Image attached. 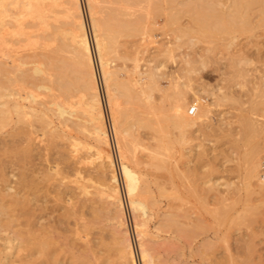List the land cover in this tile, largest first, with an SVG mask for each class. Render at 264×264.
<instances>
[{
	"label": "rangeland",
	"instance_id": "obj_1",
	"mask_svg": "<svg viewBox=\"0 0 264 264\" xmlns=\"http://www.w3.org/2000/svg\"><path fill=\"white\" fill-rule=\"evenodd\" d=\"M107 1H108V4H107ZM109 1H111V2H109ZM120 1L119 0H92V7L94 8V10H92V11H94L95 13L97 12L96 14H94V16L96 15L94 18H96L95 19L96 23H98V27H100V30L97 28V35H98V38L100 37L99 39H101L100 40L101 42L102 41L103 42L108 41V40H105L107 38L106 36H109V38H111L110 36L113 34V31H115L114 35H112L114 37L113 41H115V42H113L114 44L110 48L111 50H113V52L110 50L108 53L109 49L103 50L104 56L106 57L105 59L108 60L107 61L108 62V68L113 74H115L116 79H114V80H116V83L118 81L119 82L120 81L125 82V83H119V84H125L127 87L129 86L131 92L133 91L132 94L134 93L133 95L129 96L130 98L129 97L125 98V96H123L119 92H116V90H113V89H115V87H112V90H111V93L114 94V96H115V97H113V98H115L114 103L118 104L116 106V107H118V108H116V110L117 109L120 110L123 114V121H122L121 127L124 126L125 128L124 127H122V128L126 129L127 130L126 133H127V135H129V136H127L126 134H125L126 136L124 134L122 135V137L124 139L126 138L125 139L126 141H122L123 139L121 140L124 143L123 144L122 142H120V139L118 140V135L116 134V132H114L116 130H115L114 119L112 116L113 114L111 113V109L109 108V105H107L106 96L104 93L105 92L104 87L101 86V83H99V97L101 100L102 114H103L105 129H106V132L108 135V143H109V145L102 146V149L104 150V152L105 151L107 152V153L105 152L106 154H110L112 161H113V168H114L116 177L118 179L117 184H118L119 194L121 197L120 199H121V202L123 204L122 205L123 212H124L123 216H124V221L126 222L125 227H126L127 233L129 234V239L131 240L133 247H134L135 264H142L141 261H139L140 258H139V251H138V245H137V243H138L137 237L133 231V228L135 227L136 218L134 217L130 207L128 206V198L124 192V186H123L124 184L122 182L120 172H119L120 162H126L122 158V153H121L122 150H120V148L121 147L126 148V146H128L127 147L128 149L126 148L128 151L127 154H128V156H130V157L127 156L128 157L127 163H129V162L131 163L129 165L134 167V169L137 172L138 178H139L140 188H139V191L137 193V196L139 199L144 200L145 202L148 201L147 204H149L148 211L146 212V214H147L146 216H149V217H146V220H147V218H148V220L146 221V227H144L143 229L145 230V233L147 235L146 239H145L147 242L144 244L145 245L147 244L146 247L149 250L150 256H151L152 261H153L152 264H226V263L228 264L231 261L232 262L229 264H264V202H263L264 195L262 196V194H264V181H262L263 183L260 182V180H262V179L264 180V177L262 178V175L264 176V173H262L264 171V153H263L264 152V145H263L264 144V136H263L264 129H261V127L264 128V113H263L264 112V19L262 18L260 21V18H259V17H262L263 15L262 16L259 15L260 12L257 10L258 7L255 5H254L255 7H253V6L251 7L252 9H247V11H250L248 13H246L247 11L244 9L245 10L244 13L247 14V15H245L244 13H242L240 11V9L237 8L239 6L238 4L235 5V6L238 5L237 7H228L229 3H227V5H226L224 2L225 5L222 3H221L222 5H221L220 2L217 3L215 1L211 4H210V2L197 1V3H200L201 5L203 4L202 6L200 4H199L200 6H198V4L195 3V1L194 2L192 1L191 3H190V1L189 2L187 1L188 4H186L187 3V2L185 3L186 0L185 1L180 0L182 4L180 2H177L179 0H174V1L172 0L175 4L174 3L172 4V2L168 3L170 1L167 2V0H157V1L152 0V2H150L151 0L150 1H148V0H146V1L145 0L144 1H142V0L141 1L129 0L128 3H127V0H125V1L120 0ZM132 2L134 5L132 4ZM138 2H139V4H138ZM153 2H154V4H153ZM79 3H80L83 21L85 22L84 24H85L87 34H88V40H89V43L91 45V50H92L94 60H95L93 33H92L91 23L89 21L90 17H89L88 0H79ZM101 3L106 5V6L101 5ZM123 4L126 7H124ZM135 4L136 5L138 4L139 6L138 5L136 6ZM183 4H185V5H183ZM189 4H192V5H189ZM217 4H220V5H217ZM111 5H113V6H111ZM116 5H117L118 9H123V8L124 9L118 10L116 8ZM142 6H143V8H141ZM207 6L210 9L207 8ZM212 6L215 8H212ZM229 6H231V5H229ZM232 6H234V4H232ZM102 7H105V8H102ZM133 7H134V10L131 9ZM198 7H202V9H200V11H199ZM203 7H205V9ZM99 8L100 9L102 8V9L100 10ZM138 8H140V9H138ZM147 8H149V9H147ZM159 8H162V9H159ZM150 9H151V12H150ZM206 9H208L209 12H207ZM211 9H214V10L216 9V10L215 11L213 10L214 12H211L212 11ZM242 9L243 8H241V10ZM109 10H111L113 13L112 12L109 13L108 12ZM115 10H117V11H115ZM138 10H141V11H138ZM105 11H107L109 16H107V13ZM155 11L156 12L158 11V12L156 13ZM176 11H177V14H179V15L176 14ZM167 12H169V13H167ZM174 12H175L177 17H175ZM225 12H227V13L225 14ZM131 13H132V15H131ZM129 14L131 15L130 16L131 18H127V17H129ZM134 14H136V15H134ZM141 14L143 16H141ZM168 14H170V15H168ZM242 14L244 17L240 16ZM117 15H119V16H117ZM120 15L122 16V18ZM166 15L169 16L170 19H172V16L174 15V19H175V20L173 19L174 22H171L172 20H169V17H167ZM134 16H135V18H134ZM138 16H140L141 18ZM145 16H148V18ZM226 16H228L227 17L228 19L226 18ZM237 16H238V18H237ZM247 16L250 18L248 19ZM102 17H103V20L101 19ZM123 17H124V19H123ZM164 17L165 18L167 17V18L165 19ZM178 17H179V19H178ZM191 17L193 18V21H192ZM106 18L107 19L109 18L108 20H110V21L106 20ZM112 18L114 20H112ZM119 18H121V20L123 19L122 20L123 22L119 21L120 20ZM176 18L178 19V21ZM218 18H220V19L222 18V19L218 20ZM104 19H105V21H104ZM128 19H130V20H128ZM135 19H137L136 22H135ZM225 19H227L230 22H228L227 20L225 21ZM116 20H117V22H116ZM138 20H140V21H138ZM202 20L206 21V22L204 21L206 23V25ZM214 20H216V21H214ZM132 21H134V24H136V27H138V30H136L134 24H133V27L131 26ZM241 21H242V23H240ZM244 21H246V23H244ZM259 21L262 23V26H257ZM140 22L142 23L141 26L138 25V24H141ZM145 22L147 23V25ZM176 22H178V23H176ZM202 22L204 25L202 24ZM208 22H209V24H208ZM220 22H222V24H220ZM260 22H259V24H261ZM109 23H111V25L108 26ZM126 23L127 24L129 23L130 25L128 24L129 26H127ZM170 23L171 24L173 23L172 25L177 29H175L173 26H171ZM223 23L225 25H223ZM112 24H113V26H112ZM121 24H122V26H121ZM210 24L212 26H214V28H212L211 30H209V28L211 27V26H209ZM216 24H218V26ZM229 24H230V26H229ZM148 25L150 27H148ZM215 25L217 26V28L215 31H213L216 27ZM114 26H115V28H114ZM118 26H119V28H118ZM123 26H125V29ZM202 26H204V27H202ZM225 26H227V27L225 28ZM231 26H233V27H231ZM130 27H132V28H130ZM166 27H167V29H166ZM222 27L224 28V31H223ZM228 27H230V28L228 29ZM101 28L103 29L102 30L103 32L101 31ZM110 28H111V31H109ZM112 28H113V30H112ZM126 28H127V30L132 29L134 34L131 33L132 32L131 30H130L131 32L130 31L127 32ZM149 28H151V29H149ZM197 28H199L198 31H197ZM161 29H163V30H161ZM173 29L175 31L179 30L180 31L179 34L180 35L182 34L181 36H183V37H180L179 41L176 40V36H175L176 32L174 31L175 32L174 33ZM219 29L222 30V33L220 32V34H217V32H218L217 30H219ZM241 29H243L244 31ZM116 30H117V32L118 31H121V32H119L117 34ZM143 30H144V32H143ZM238 30H240V31H238ZM248 30H249V32H248ZM104 31H107V32L105 33ZM145 31H146V34H145ZM183 31L185 32V34ZM201 31H203V32L201 33ZM209 32H212V34L214 36L215 35H217V36H215V38H214V36L213 35L211 36L209 34ZM213 32H215V34ZM228 32L229 33L232 32V34H228ZM123 33L124 34L126 33V34L123 35ZM138 33H140V35ZM142 33H144V34H142ZM196 33H197V35H195ZM101 34H102V37H101ZM106 34H108V35H106ZM208 34H209V36H207ZM103 35H105V38ZM220 36H221V38L219 39ZM212 37H213V39H212ZM216 37H218V39ZM197 38H199V39H197ZM225 38L228 40H226ZM184 40H186V42H184ZM194 42H195V44H194ZM228 43H229V45L230 44H232V45L229 47ZM185 44H188V45H185ZM17 49L18 48H16V50ZM19 49L17 50L18 52H20V50H21V49L20 50ZM204 49L208 50V51L204 52ZM36 51H37V53L39 52V50H36ZM21 52L20 53L22 54L21 56H23V60L33 59L32 58V55H33L32 51L23 52L21 50ZM110 52H112V53H110ZM181 53L184 54V55L182 54V57L180 55ZM246 55L248 57H246ZM0 56H1V54H0ZM238 56L239 57L241 56L242 59L239 58ZM242 56H244V57H242ZM229 57H231V59ZM185 58H186V60H185ZM245 58L248 60H246ZM189 60L190 61L192 60L193 62L191 63ZM187 61H189L188 65L186 64V63H188ZM235 61L237 63H239L240 61H242V62L244 61L243 63L245 65L242 62H240L241 64H237ZM135 62H137V64H138L137 68H135ZM231 62H232V64H231ZM251 62H253V63H251ZM193 63L194 64L196 63V65H194ZM242 64H243V66H242ZM229 66H231V67H229ZM153 67H155L156 69ZM246 67L248 68V70ZM147 68H149V70ZM243 68L244 69L246 68V70H243ZM119 69L121 70V72L119 71ZM136 69L138 71L139 70H141V71L138 72ZM241 69L248 74V76H246L248 79L245 78V81L243 78L239 77V74H240L239 72L237 73L238 75L235 73L236 71H239ZM152 70L155 71V72H153L155 75L159 74L158 78L156 77L157 75L154 76L156 81L154 79L155 82H153V84L156 83L155 84L156 86H154L152 84V82L149 85L148 80H147L148 76L147 77L145 76L149 72L151 75ZM156 70H157V72H156ZM234 70H235V72H234ZM184 71H188V72H186V74H189V75H185ZM226 72L229 75H231L230 78L228 77ZM125 73H127V74L125 75ZM136 75H138V77ZM128 76H130L129 77L130 79L128 78ZM144 77L147 79H145ZM181 77L184 80L181 79ZM238 77L241 79L239 80ZM131 79L135 80V83L137 85L133 82V80H132V82L134 84L132 82H130ZM228 79L229 80L231 79L230 80L231 84H230V81ZM246 80H248V81L250 80L249 81L250 83L248 81L246 82ZM227 82H229V83H227ZM232 82H234V83L236 82L237 84H234ZM239 82L245 86H241ZM257 82H259L258 85H257ZM260 82H261V85L259 86ZM129 83H131V84H129ZM188 83H190V84H188ZM151 84L153 85L152 87H151ZM172 84H174V85H172ZM177 85L179 86V88ZM183 85H184V87H183ZM148 86H150V88H147ZM185 86H187V87H185ZM229 86H231V87H229ZM250 86L252 88L254 87V89H251ZM175 87H177V88H175ZM240 87L244 88L245 93H243L244 90H242ZM247 87L250 89H248ZM22 88H23V90L19 86L18 87L14 86L15 90H13V91L11 90V91L12 92H14V91L18 92L19 91L18 94L19 93L21 94V96H18L19 98L22 96L25 97L26 91L31 92L30 88H28V89L26 87H22ZM227 88H228V90H227ZM179 89H181V90H179ZM187 89H189V90H187ZM240 89L243 92L240 91ZM246 89H248L249 91H247ZM137 91H138V94H135V93H137ZM176 91H178V92L176 93ZM116 93H119V94H116ZM175 93H176V95L178 93H182V95H185L189 105H192L196 99L197 105H199L198 104V101H199L200 104H203L204 107H206L208 109V112L206 109L205 114H204V111H202L203 116L199 120H197L198 125L188 127L187 129L183 130L182 133L179 132L180 130L177 127V125L175 128V127L171 126V124L169 122L173 118L172 117L173 110H172L171 104H173V102H174L173 100H170V99H174V98L177 99V97H178V95L176 96ZM145 94H146V96H145ZM148 94L150 95L151 98H149ZM228 94L230 95V97L228 96ZM232 94L234 95V97L239 95L241 97V98L238 97V98H240L239 99L240 102L238 100L237 101L235 100V98H237V97H235V98L233 97V99H232L231 98L233 96ZM134 95H137L136 97H138V95H139V97L141 99L139 97H138L139 99L138 98L136 99V97ZM15 96L17 98L16 94H15ZM39 96L37 98L41 102L48 100L45 98L46 97L45 95H42V93H40ZM78 96H76L77 97L76 99L75 98L72 99V101L74 103H76L78 101V98L80 97V96L79 97ZM119 96L121 98H119ZM132 96L134 97V99L132 98ZM164 96L165 97L167 96V97L164 99ZM142 97L143 98L146 97V100L150 101V104L153 107V108L151 107L153 113H152V111H148L146 109L150 106L147 103L146 107H145L146 100L145 99L143 100ZM215 97H217V98H215ZM245 97L247 98V100H245L246 99ZM40 98H42V100ZM222 98H224L225 100ZM243 98H245V99L243 100ZM250 98L253 100H251ZM38 99H37V102H38L37 106L33 105L34 103L31 104V106H33V108L36 110V111L34 110L36 113H38L40 110H42V108H40L41 105H39L41 102L39 103ZM124 100H125V102H123ZM140 100H142L144 102H142ZM215 100L217 101V103ZM232 100H234L235 103ZM130 101L133 103H131ZM231 101H232V104H231ZM246 101H249V102H246ZM26 102L27 101H25V103L24 102L23 103L27 105ZM136 102H138V103H136ZM139 102H140V105H139ZM157 102L160 104H158ZM244 102H246V103H244ZM134 103L136 104V106ZM236 104L239 105L238 107H240V108L246 107L245 110H248V111H245L244 108L236 109L238 111L242 110L241 112L236 111L235 110V108H237ZM147 105H148V107H147ZM153 105H155V106H153ZM255 105H258V106L256 107ZM261 105H263V106H261ZM142 106H144V107H142ZM247 107H248V109H247ZM249 107L252 109L255 108L258 111V113H256V110L254 111L256 114L252 113L253 111L250 110ZM74 109H77L78 113L81 110L79 107H76V105L73 108V110ZM185 109H186L185 111L187 112V108H185ZM233 109H234V111H233ZM77 110L76 111L74 110L75 116L72 115L71 116V117H73L72 119H71V117H69V118L67 117V121H65L64 124H61L63 122L61 121V123H60V120L57 118L59 120L58 121L56 119V116L52 117L54 115H51V114L48 115L49 117L52 118L51 121L49 120L50 121L49 127L51 128V125H52L56 129L55 130L54 128H52L54 130V135H56V134L58 135V132H59L60 138H61V136L64 134L62 136L63 138H61V139L59 138L60 140H58V139L55 140L56 141L55 144L57 145V143H58V146H53V149L50 148L51 149L50 154L54 155V157H55V153H56V155H58V152H55V151H60L62 153L68 154V155L71 153L72 158H74L76 156H79V157L85 156L84 158H89L91 156L93 161H88L89 162V163H87L88 166L86 164L87 167H90L88 169L91 170V172L89 171L90 172L89 175H91V176H86V174H84V173L81 174L82 176H85L83 182L87 185H90V187L88 188V191L91 193L90 195H88L89 200H87V198H83V196L80 195L79 192L74 188V185H75L74 180L76 178V175L73 172L64 173L63 171H65V170L62 169L63 165L60 163H58V164L56 163V164H57V167L59 169L61 168L63 170L62 171L60 169V171H62L60 175L64 176V180H62L63 182L61 180H59L60 175L57 176V177H59L58 178L59 181L56 180L54 182L49 181L50 183L47 182L49 184V186H48V184L46 185L45 181L41 182V180H40L41 177L43 178L42 180L46 179L43 176H44L45 172L47 171V168L53 164L52 161L54 160V157L52 156L53 159L51 158V155H50V158H49V156L47 157V154L50 151H47V149H49V147L46 146V145H48L46 143L48 142V140H50V139H48L50 137V135L47 132L45 134H48L49 136L43 135V132L45 131V129H44L43 125L40 124V126L43 127V129H44V131L42 129L43 132H41V128L38 126L40 122H38L36 120H34V121H36V123L38 122L37 123L38 125H36V123L33 121L35 124H33L34 127L31 128V130H34L36 128V130H34L33 132L35 133V131H36L35 134L36 135L38 134V138L42 142L41 144H38V145L35 142L36 146H39L38 148L40 150L39 149L36 150L37 149V147H36L35 149H32L33 150L32 151L31 145H29L30 147H26L27 145L24 144V142H21V140H20L19 142H17L15 144V146L16 147H17V145L21 146V148H23V150L21 149L22 151H20V147H18L19 149H14L15 148L14 147V148L10 149L11 151H15V152H13V154L11 151H9L7 154L10 155V153H11L10 156L4 155L2 157V159L3 158L6 159V157L8 159V160L6 159L7 162L5 161V159H3L5 161V166H8V167H6V171L8 172L7 174H9L8 175V184L11 185L12 191L15 190V189H13V187H16V190H19V188H20L19 186L22 184V182L20 181V183H21L20 184L19 179L17 177L20 178L21 171L18 170L16 166H18L20 163L24 164L26 162L28 168L25 167L26 164H24L25 166L20 164L23 167H20V165H19V167L22 169V172H23L22 174L23 175L25 174L24 176L28 177V178L26 177L27 181H29V175L31 176L30 178H32L31 174L33 173V180L30 179L31 182H27V185L29 184L28 188L26 187L27 185L23 186L24 188L22 187L25 190V191H22V193L25 192L26 195H28V193H29L28 199H30L31 205L32 204H33V206L36 205L35 209L37 207H39V209L41 207L43 208L42 211L44 213H42V211L40 213V210H39V212L37 210V212H35V215L40 218V221L42 220V222H40V221L39 222L43 223V225L47 227V231L51 232L50 234H48V237H50L48 242L51 244L53 242L56 243V241H57L56 244L53 243L50 245V246L53 245L51 247L52 249L50 248V246H48L49 248H47L48 249L47 254L48 253L51 254L53 252V255L57 256L56 257L57 259H54L55 258L54 256H53L54 257L53 258L52 256L49 255L50 257H47V259H46L48 263H46V262H44L45 259L42 256L43 258L40 257L42 259H39V257H38L39 260L36 259L38 262L41 260L42 263L44 262L45 264H62L61 263V260H62L63 264H73L71 262L74 260V261H76V262L73 261L74 264L75 263L78 264V263H80V261H78L76 259L77 257L72 256V254H74V255L83 254L84 255L87 252L86 255H88L90 257L91 261H93L95 259L96 264H103V262L105 264H109V263L112 264V260L115 261V263L113 261V264H117V257L115 258L116 255H115V253H113L114 251L111 250V247H112L111 243L113 242V237L115 236L114 229L116 227V225H115L116 220L112 218L114 216V213L107 212L109 207H110V205L108 203H104V204H98L100 202H98V203L96 202L97 204L94 203L97 205L94 207H96V208H99V206L101 207V208H99V210H102L103 207L105 208V209H103L104 215L99 216V217H104V218H102V219L98 218L101 221L98 220V221H96V223H94L95 226L97 224L98 225L95 227V226H93L94 225L93 224L91 226V229L88 231V235H87V239L89 240L88 246L86 244L81 243L78 240V237L74 236V238H77L75 240L72 237L74 235L72 232L71 233L73 235L71 233H70L71 234L70 235L68 232L65 233V232L61 231V229L64 226H61L58 224V222H59L58 220L61 217L60 215H62L64 212L63 207H67L68 209L75 207L79 211V213H78L79 218H80L79 224H84V223L90 221V218L92 216H90V214H89L90 213L89 207H91L93 204L92 202L90 203V201L93 199L96 200V197H97L96 192H97V190H99V189L101 190V188H102V185H100L98 183L96 176H95L96 171L98 170L97 168H99V165H98L99 162H98V160L95 161L94 157H92V154L95 150V147H97L96 146L97 143L94 139V135L92 136L90 126L88 124L86 125L85 123H83L85 121L82 119H84L85 116H81L82 114L81 115L79 114L80 117H83V118L81 119L80 117H78L79 115L76 113ZM243 110L245 112H243ZM168 111H170V113ZM165 112H166V114H165ZM234 113H235V115H234ZM236 113L237 114L241 113L240 115H243V114L245 115V113H246L248 116H250L251 119L253 118L252 120L254 121V123H255L254 118H256V121L258 120V122L260 120L261 123L259 122V124H258L260 126L257 125L258 122L255 124L257 125L256 126L257 128L259 127L258 128L259 129L258 134L260 133V129H261V133L263 131V133H262L263 137L257 135V137L258 138L260 137V138L259 139L255 138L256 142H257V147L259 145L258 148H260L259 150H257L258 148H256L258 155H259V151H261L260 152L261 156L259 155V157H258V160H259L258 161L259 162L258 171L260 173L259 172L257 173V179L251 180V182H250L251 186H249L248 187L249 189H247L248 192H244V191H246V189L244 188L245 189L244 190L243 186L246 187V184H244L245 180H242L241 178L244 177L243 173L245 172V169L247 168L246 163L249 162L248 160H251V159H248L247 154L245 155V153L248 151L247 148H250V147H248V145H247L246 149L244 150L242 145H240L241 143L239 141L237 142L238 139H241V142L243 144H245L244 139L242 140L243 135L240 134V137L238 136V133H240L242 131V129L239 130V127L241 125L240 126L238 125L240 123L239 120H240L241 116L239 115L240 116L239 117ZM131 114H133V115H131ZM152 114H154V116H151ZM185 114L188 115L187 113H185ZM195 114H196V112H195ZM251 114H253V115H251ZM76 115H78V116H76ZM130 115H131V117H130ZM49 117H48V119H49ZM146 117H147V119L149 118L148 119L149 121L151 120V123L154 122L157 127L159 126V128L162 127L161 124L164 125L165 128H163L164 126L162 128H163V131H165L166 133L165 132L161 133L160 135H162V136L156 135L157 133L155 134V132L152 129L145 127L143 125V123H141V122L143 120L145 121ZM153 117H155V118L153 119ZM188 117H192V116L188 115ZM77 118H78L77 124L81 129L78 127L77 128L74 127L75 125L77 126V124H76ZM230 118H232V119H230ZM236 118L237 119L239 118V120H236ZM13 119L15 121L16 118L13 117ZM234 119L236 121H234ZM148 120H146V121H148ZM52 121H53V124H52ZM79 121L80 122L82 121L81 123L84 125L81 126L82 125L81 123L79 125ZM165 121H167V122L165 123ZM129 124L131 127L129 126ZM169 124H170V126H169ZM225 125L228 127H226ZM229 125L232 127H230ZM6 126H7L6 128H4L5 126L2 128L3 130H1V132H0L1 133L0 138L8 137V135H9L8 129L11 130V128H13L14 125H13V122H10ZM18 126L20 127V125H17L16 127H18ZM88 126L90 129L88 128ZM237 126H239V127H237ZM79 129L82 131H80ZM233 130L235 131V133ZM237 130H239L240 132H238ZM37 131H38V133H37ZM55 131H57V132H55ZM228 132L231 134L230 136H232V137L229 136ZM151 133H152V135H151ZM41 134L43 135V137L45 136L44 139H43V137H41L42 136ZM165 134L167 136H164ZM4 135H6V136H4ZM235 135L238 137V139H237V137H234ZM33 137H35V135H33ZM115 140L117 141L119 151H117L118 148L116 146ZM257 140H260V141H257ZM127 141H129V142H127ZM159 142L161 145H159ZM167 142L169 143L170 147L168 146ZM174 142H176V143H174ZM180 142H183V143H180ZM74 143H75V145H74ZM120 143H122L123 145H120ZM55 144H53V145H55ZM64 144L66 145V147L64 146ZM76 144H77V146H76ZM130 144H132V145H130ZM235 144L237 145V147H239V149L236 148ZM43 145L45 147H48V148L45 149V147ZM40 146H42V148L43 147L44 148L41 149ZM106 146H108V147L106 148ZM56 147L57 148L59 147L61 150L59 148L56 149ZM158 147H160L159 149L162 148L163 150L161 149L158 151ZM25 148H27V149L29 148L31 150L30 156H29L30 152L29 153L24 152V151H27V150H25ZM75 148H77V149H75ZM156 148H157V151L159 153V154L156 153V156L158 155L156 158V159H158L157 161L158 162H160V160L165 161L166 162L165 163L166 164V171H167V173L168 172H170V173L167 174L165 169L162 170L160 168H156V166H155L156 163H154V162H157V161H155V158L153 157L155 155L152 153V152H154V153L157 152V151H155ZM126 149H125V151H126ZM131 149H133V150H131ZM153 149H154V151H153ZM42 150L44 152H45V150L47 151L46 156L43 155L44 152ZM53 150L55 152L54 154H52ZM39 151L41 153H39ZM16 152H18L20 155ZM72 152H74V156H73ZM14 153L16 154V156H14ZM22 153L24 154V156L22 155ZM162 153H165V155ZM17 154L21 157V159H22V156H23V158L26 156L23 159L24 161H22L17 156ZM32 154H34V155H32ZM119 155L121 157H118ZM161 156H163L164 158ZM11 157H14V159L13 158L9 159ZM27 157H29L30 159H28ZM57 157L58 156L55 157V161H53V162L57 161L56 160ZM168 157H170V158H168ZM91 158H90V160H91ZM242 158H243V161L241 160ZM47 159H48V162H47ZM51 159H52V161L50 162ZM18 160L21 162H19ZM253 160L254 159H252V162H253ZM8 161H10V163L13 161L11 163L12 165H10ZM241 162L242 163L244 162L246 165L244 166V163L242 164ZM47 163H49L50 165H48ZM132 164L135 166H133ZM58 165L62 166V167H59ZM244 167H246V168L244 169ZM40 168H42L43 170L42 169L40 170ZM173 168H175L174 169L175 172L174 171L171 172L173 170ZM25 171L28 175H26ZM40 171H43V172H40ZM181 175H182V177H184V179L182 177H180ZM12 176L15 178L13 179ZM57 177H56V179H57ZM34 178H36V180ZM172 178H173V180H172ZM195 179H196V181H195ZM258 179H260V180H258ZM34 180L36 183L35 185L32 182ZM188 180H189V182H191V184L188 183ZM240 181L243 183V185H242V183L239 184ZM58 182L61 185V187L59 189L57 188L60 186V185H58ZM61 182L64 183V185H62ZM159 182L161 184H159ZM205 182H208V183H205ZM215 182L219 183L218 184L219 188L221 185L220 189H224L225 183H230L232 185L230 187H233L234 185H236L237 187H238V185H240V186L242 185L241 187L239 186L240 190H238L239 187L237 190L233 187L235 189V192H232L234 189L230 188L228 185L226 187V189H227L226 192H228V190H229V192L232 190L230 193H238L239 192L240 197H241L240 200L243 202H241L240 200L239 201H240V203H243V205L239 204V202H236V200L235 201L233 200L234 203L236 202L238 204H237L236 208L233 207V209L235 208L234 210L228 212L229 209H231L232 205H228L227 203L232 202V199H234V198H232L233 194H232V197H231V194L229 195V193H228V196H226L227 195L226 192L223 193L224 190H226V189H224L221 191L222 195H224L223 196L224 198H220L219 197L220 194L218 195L220 189L218 187H216V189H215V186H214ZM259 182L262 184L260 185ZM31 183L33 184L35 189H36V187H38V189H39V190L36 189V190H38V192L34 193V195L36 194L35 198L32 197L33 193H30V191L35 192V189L33 188V186H31L32 185ZM40 183H43L45 187L43 186V184H40ZM185 184L187 185L186 187H184ZM189 184H190L191 188L188 187ZM195 185H196V187H194ZM209 185H211V186L213 185L214 189L216 190V191L212 190V192H215V193H213V195H212V193H210L211 191L208 190ZM66 186H68V188H65ZM211 186H210V189L212 188ZM17 187H19V188L17 189ZM39 187H41L42 189ZM206 187H207V190L209 192L205 191L206 189H204V188H206ZM45 188H46L47 193H45V190H44ZM56 188L58 189V192H57ZM186 188H188V189H186ZM217 188H218V193H216ZM192 189L196 190V192H198V193L191 194ZM202 189H203V191H202ZM62 190L63 191L65 190L66 193H68V195L71 197V200H72L71 206L66 205L64 203V201H60L58 199V198H60L61 195H57V194H62L63 193ZM249 190H250V192H249ZM40 192H41V194H40ZM205 192H207L208 194L205 195ZM209 193L213 197L211 195L209 196ZM246 193H248L249 197L251 198V200H249V201H251V207L249 206L250 202H249V204H248V202H246V204L244 202V201H248V198H249L246 195ZM215 195H216V198L218 199V203H219L220 199L221 200L223 199L222 201L220 200V202H222V203L226 202V203H224V205L225 204H227V205L224 206L223 204L221 205V203H220V206L214 205V203L212 204V201L214 199L212 200L210 198H214ZM235 195H238V194H235ZM235 195H234V197H235ZM62 196L64 197V194ZM62 196H61V198H62ZM244 196L246 197L247 200H245L243 198ZM227 197L228 198L231 197L232 199H228ZM203 198L205 200L209 198L210 200L204 201ZM216 198H215V200H216ZM215 200L213 202H215ZM96 201H98V200H96ZM216 203L217 202H215V204ZM234 203H232V204L234 205ZM81 205H83V206H81ZM101 205H103V207ZM222 206H224V207L227 206L226 207L227 210H225V209L221 210L222 208H224ZM241 206L242 207L247 206L248 208L250 207L252 209L249 208L248 209L249 211L247 210L248 212H246L245 210L240 208ZM244 209H246V207ZM235 210H236V212H238L237 210H240L241 212L239 211L240 213L234 214V213H236ZM219 211L220 212L223 211L224 213H226L228 216V219H226L227 216H224V214H223V218L224 217H226V218L225 219L220 218L221 214H219L220 213ZM233 211H234V213H231ZM215 212H217L218 214ZM227 212L231 213V214H228ZM38 213H39V215H37ZM241 213L243 216L241 215ZM192 217H193V220L195 219L194 222L191 219ZM171 218L175 219L176 224H172V222L175 223V221H172ZM187 218H190V219L188 220ZM168 219L171 220V222L168 221ZM72 220L73 219H70V222H72ZM137 220H138V218H137ZM139 220H140V218H139ZM188 221L191 223H188ZM44 223H47V224H44ZM54 228L57 229V231L54 230ZM58 228H59V231H58ZM70 228H72V227L70 226ZM15 229H16L15 231H17V229L20 230V229H25V228L19 229L16 227ZM2 230H4V231L2 232L0 230L2 232V233H0L1 234L0 235V253L2 252L3 254L7 255V259L4 262L8 263V264H21V262H20L21 259H23L27 254L26 253L27 251L26 252H23V251L28 250V249H25V250L17 249L18 251L17 250L14 251L12 247L17 244L16 243L17 240L15 241L13 239L15 241L14 245H13L12 244V242H13L12 234L10 232H9L10 233L9 234L8 230H6L5 228ZM11 230H13V229H9V231H11ZM5 231H7V232H5ZM80 231H81V229H80ZM4 232L6 233V235ZM62 234L64 235L65 239L63 238ZM8 235L9 236L11 235L12 237H9ZM68 235H70L74 239V241L70 236L68 237ZM6 236L9 237L8 240H7ZM67 237H68V239H67ZM62 238L64 239V241H66V239H67V241H66L67 243L64 242L62 240ZM70 238L72 239V244L68 243ZM9 239L11 240L10 243L12 245L9 243ZM54 240H56V241H54ZM48 242L46 243L47 245L49 244ZM69 244L72 245V246L70 245L72 247V249L69 246L71 252L69 251V247L66 246ZM46 247L47 246H44L43 248H46ZM67 248H68V250H67ZM89 249H90V251H88ZM46 251L47 250H45V252ZM54 252H56V253L58 252V254L55 255ZM68 252H70V253H68ZM93 255L94 256L96 255L97 257L95 256L96 257L95 258ZM102 255L104 256V259H106V260L101 263V260L103 258ZM49 258L51 260H53L54 262L49 260ZM110 260H111V262H110ZM228 260H229V262H228Z\"/></svg>",
	"mask_w": 264,
	"mask_h": 264
},
{
	"label": "bare ground",
	"instance_id": "obj_2",
	"mask_svg": "<svg viewBox=\"0 0 264 264\" xmlns=\"http://www.w3.org/2000/svg\"><path fill=\"white\" fill-rule=\"evenodd\" d=\"M120 1V0H119ZM123 1H125V0H123ZM128 1L129 0H127V3H128ZM134 1H137V0H134ZM138 1H141V0H138ZM142 1H144V0H142ZM146 1V0H145ZM148 1H150V0H148ZM157 1V0H156ZM168 1H170V2H168ZM174 1V0H173ZM172 0H167V2L168 3H171L172 2V4L174 3ZM183 1H185V0H183ZM189 2L190 1V3L193 1H195V3L196 4H198V6H200L201 4L200 3H197V1H201V2H210V4L211 3H213L214 1L215 2H217V3H219L220 2V4L222 3V4H224V2H225V4L227 5V3H229V5H231V6H229L228 5V7H237L238 5V9H240V11L242 12V13H244V11L246 10L247 11V9H252L251 7L253 6V7H255V6H257L258 7V11L260 12V16H262V17H259L260 18V21H261V19L263 18L264 19V0H186L185 1V3L186 2ZM106 2V1H105ZM109 2H111V1H109ZM121 2V1H120ZM150 2H152V0L150 1ZM177 2H180L181 3V1L179 0V1H177ZM188 2L186 3V4H188ZM104 3V2H103ZM125 3V2H124ZM131 3V2H130ZM147 3V2H146ZM167 3V4H168ZM184 3V2H183ZM194 3V4H195ZM100 4V3H99ZM105 4V3H104ZM104 4H102L101 3V5H104ZM107 4H108V1H107ZM115 4V3H114ZM121 4V3H120ZM132 4H133V2H132ZM138 4H139V2H138ZM137 4V5H138ZM153 4H154V2H153ZM161 4V3H160ZM175 4V3H174ZM182 4V3H181ZM200 4V5H199ZM209 4V3H208ZM207 4V5H208ZM209 4V5H210ZM220 4H217V5H220ZM221 4V5H222ZM224 4V5H225ZM232 4H234V6H232ZM236 4H238L237 6H235ZM110 5V4H109ZM118 5V4H117ZM117 5H116V8H117ZM134 5V4H133ZM136 5V4H135ZM136 5V6H137ZM183 5H185V4H183ZM189 5H192V4H189ZM188 5V6H189ZM203 5V4H202ZM201 5V6H202ZM255 5V6H254ZM99 6V5H98ZM97 6V7H98ZM104 6H106V5H104ZM111 6H113V5H111ZM119 6V5H118ZM123 6H124V4H123ZM122 6V7H123ZM139 6V5H138ZM144 6V5H143ZM143 6L141 7V8H143ZM176 6V5H175ZM206 6V5H205ZM120 7V6H119ZM124 7H126V6H124ZM131 7V6H130ZM197 7V6H196ZM217 7V6H216ZM224 7V6H223ZM222 7V8H223ZM227 7V8H228ZM240 7V8H239ZM250 7V8H249ZM88 8H89V17H90V23H91V28H92V33H93V40H94V50H95V60H94V56H93V53H92V50H91V45H90V43H89V40H88V34H87V30H86V27H85V22L83 21V17H82V13H81V8H80V3H79V0H0V54H1V58H0V132H1V130H3L2 128L4 127V128H6L7 126L6 125H8V123H10V122H13V125L16 127L17 125H20V127L18 126V127H14L13 126V128H11V130H9L8 129V131H9V135H8V137H4V138H0V230L3 232L4 230H2V229H6V230H8V233L10 232L11 234H12V236H13V238H12V240L14 239L15 241L17 240V244L15 245V246H13L12 248H13V250L14 251H16L17 249H20V250H25V249H28V250H25V251H23V252H26L27 254H26V256L23 258V259H21V264H41L42 263V261L40 262H38L36 259H38V257H39V259H42L43 257H44V259H45V261L44 262H46V263H48L47 262V257H50V256H54L53 255V252L51 253V254H47V252H48V249L47 248H49L48 246H50L51 244H53V243H49L48 241H49V238L50 237H48V234H50L51 232H49V231H47V227L46 226H44L43 225V223H40V222H42V220L40 221V218L39 217H37L36 215H35V212H37V210H38V212H39V210H40V213H41V211L43 210V208L41 207L40 209H39V207H37L36 209H35V207H36V205H34L33 206V204L31 205L30 203V199H28V196H29V193H28V195H26L25 194V192L24 193H22V191H25L23 188V186H25V185H27V182H31L30 181V179H32L33 180V173L31 174L32 175V178H30L31 176L29 175V181H27L26 179L28 178L27 176H24L22 173V169L20 168V167H23V166H25L24 164H26V162L23 164H21V165H23V166H21L20 164V167H19V165L18 166H16L17 167V169L18 170H20L21 171V176H20V178L19 177H17L18 179H19V183H20V181L22 182V184L19 186V187H17V189L19 188V190H16V187H13V189H15V190H13L12 191V187H11V185H9L8 184V175L9 174H7L8 172L6 171V167H8V166H5V161H6V159H7V157H6V159L5 158H3V159H5V161L2 159V157L4 156V155H9V154H7L9 151H11L10 149L11 148H14V149H19L18 147H20V151H22L23 150V148H21V146H18L17 145V147L15 146V144L17 143V142H19L20 140H21V142H24V144H26L25 146L26 147H30L29 145H31L32 147H31V150L32 149H35L36 147H37V149L36 150H38L39 148V146H36V143H37V145L38 144H41L42 142H41V140L38 138V134L36 135L35 133H36V131H35V133L33 132L34 130H36V128L34 129V130H31V128H33L34 126H33V124H35L36 123V121H38V122H40L39 123V125L36 123V125H38L40 128H41V132H43L44 131V129H45V131L43 132V135H50V137L48 138V139H50V140H48V142L46 143V144H48V145H46V146H48L49 147V149H47V151H50V152H48V154H47V157L49 156V158H50V153H51V149L50 148H52L53 149V146H58V143H57V145L55 144V140L56 139H58V140H60L61 138H63L62 136L64 135H62L61 136V138H60V134H59V132H58V135L56 134V135H54V130L52 129V128H54L52 125H51V128L49 127L50 126V121H51V117H49L48 115L49 114H51V115H54V116H52V117H55L56 116V119L58 118L59 120H60V123H61V121L63 122V123H61V124H64V122L65 121H67V117L69 118V117H71L72 115L73 116H75V111L77 110V109H74L73 110V108L75 107V105H76V107H79L80 109V112L78 113V110H77V114L79 115H81V116H85L84 117V119H82L83 117H80V115L78 116V115H76V116H78V117H80L82 120H84L85 122H83V123H85L86 125L88 124L89 126H90V128H91V133H92V136L94 135V139H95V141H96V143H97V147H95V150H94V152H93V154H92V157H94V160L96 161V160H98V165H99V168H97L98 170L96 171V179H97V181H98V183L100 184V185H102V188H101V190L99 189V190H97V192H96V194H97V197H96V200H98V201H96V200H91L90 201V203L92 202L93 204L94 203H98V202H100V203H98V204H104V203H108L109 205H110V207H109V209H108V211L107 212H112V213H114V216L112 217L113 219H115L116 221H115V225H116V227H115V229H114V233H115V236L113 237V242L111 243V245H112V247H111V250H113L114 252L113 253H115V258L117 257V264H135V255H134V247H133V244H132V242H131V240L129 239V234L127 233V230H126V227H125V224H126V222L124 221V216H123V207H122V202H121V197H120V194H119V189H118V179H117V177H116V174H115V171H114V168H113V161H112V158H111V156H110V154H106L105 152H104V150L102 149V146H105V145H109V143H108V135H107V132H106V129H105V124H104V119H103V114H102V108H101V100H100V97H99V83H101V86H103L104 87V93H105V96H106V101H107V105H109V108L111 109V113L113 114L112 116H113V119H114V123H115V130L116 131H114V132H116V134L118 135V140L120 139V142H122V141H126L123 137H122V135L124 134H126L127 135V133H126V129H124L125 127L124 126H122V127H124V128H122L121 127V124H122V121H123V114H122V112L120 111V110H116V108H118V107H116L118 104L116 103H114V101H115V98H113V97H115L114 96V94H112L111 93V90H112V87H115V89H113V90H116V92H119L120 94H122L123 96H125V98H128L130 95H133L132 94V92H131V90H130V88H129V86L127 87L125 84H119V83H125V82H117L116 83V80H114V79H116L115 78V74H113L110 70H109V68H108V60H106L105 58V56H104V49H109L108 50V53H109V51L111 50L110 48L113 46V42H115V41H113V36L112 35H114V32L115 31H113V34L110 36L111 38H109V36H106L107 38L105 39V40H108V41H105V42H101L100 40L101 39H99L98 38V35H97V28L100 30V27H98V23H96V18H94L95 16H94V14H96L94 11H92V10H94V8L92 7V0H88ZM93 8V9H92ZM102 8H105V7H102ZM101 8V9H102ZM112 8V7H111ZM128 8V7H127ZM151 8V7H150ZM174 8V7H173ZM185 8V7H184ZM199 8V11H200V9H202V7H198ZM204 9H205V7H203ZM207 8H209L208 6H207ZM212 8H215V7H213L212 6ZM226 8V7H225ZM224 8V9H225ZM241 8H243L242 10H241ZM100 9V8H99ZM100 9V10H101ZM109 9V8H108ZM118 9V8H117ZM124 9V8H123ZM123 9H118V10H123ZM131 9H133L134 10V7L133 8H131ZM136 9V8H135ZM138 9H140V8H138ZM145 9V8H144ZM147 9H149V8H147ZM159 9H162V8H159ZM176 9V8H175ZM195 9V8H194ZM210 9V8H209ZM229 9V8H228ZM245 9V10H244ZM104 10V9H103ZM106 10V9H105ZM137 10V9H136ZM135 10V11H136ZM165 10V9H164ZM198 10V9H197ZM207 10V12H209V10L208 9H206ZM212 11L211 12H214L215 10L214 9H211ZM214 10V11H213ZM230 10V9H229ZM232 10V9H231ZM115 11H117V10H115ZM134 11V12H135ZM138 11H141V10H138ZM218 11V10H217ZM233 11V10H232ZM106 13H107V11H105ZM109 13H111L112 11L111 10H109L108 11ZM131 12V11H130ZM150 12H151V9H150ZM156 12V11H155ZM158 12V11H157ZM156 12V13H157ZM184 12V11H183ZM196 12V11H195ZM221 12V11H220ZM238 12V11H237ZM248 12H250V11H247L246 13H248ZM113 13V12H112ZM133 13V12H132ZM132 13H131V15H132ZM167 13H169V12H167ZM171 13V12H170ZM185 13V12H184ZM227 12H225V14H226ZM231 13V12H230ZM240 13V12H239ZM246 13H244L245 15H247ZM262 13V14H261ZM103 14V13H102ZM144 14V13H143ZM166 14V13H165ZM172 14V13H171ZM176 14H177V11H176ZM176 14H175V12H174V15H175V17H177L176 16ZM191 14V13H190ZM205 14V13H204ZM224 14V13H223ZM222 14V15H223ZM235 14V13H234ZM104 15V14H103ZM130 14H129V17H127V18H131L130 16H131ZM134 15H136V14H134ZM145 15V14H144ZM163 15V14H162ZM168 15H170V14H168ZM174 15L172 16V19H170V17L169 16H167V17H169V20H172L171 22H174L173 21V19H174ZM177 15H179V14H177ZM221 15V14H220ZM219 15V16H220ZM231 15V14H230ZM249 15V14H248ZM107 16H109L108 15V13H107ZM111 16V15H110ZM117 16H119V15H117ZM121 16V15H120ZM141 16H143L142 14H141ZM154 16V15H153ZM211 16V15H210ZM216 16V15H215ZM236 16V15H235ZM240 16H242V17H244L243 16V14L242 15H240ZM239 16V17H240ZM114 17V16H113ZM138 17H140V16H138ZM137 17V18H138ZM145 17H147L148 18V16H145ZM151 17V16H150ZM166 17V18H167ZM198 17V16H197ZM218 17V16H217ZM216 17V18H217ZM228 16H226V18H227ZM248 17V16H247ZM121 18H122V16H121ZM121 18H119L120 20L119 21H121V22H123L122 20L124 19V17H123V19L121 20ZM126 18V19H127ZM134 18H135V16H134ZM141 18V17H140ZM139 18V19H140ZM144 18V17H143ZM142 18V19H143ZM165 18V17H164ZM165 18V19H166ZM183 18V17H182ZM181 18V19H182ZM192 18V17H191ZM237 18H238V16H237ZM236 18V19H237ZM246 18V17H245ZM250 17H248V19H249ZM100 19V18H99ZM102 20H103V17L101 18ZM109 19V18H108ZM107 18H106V20H108ZM125 19V20H126ZM146 19V18H145ZM153 19V18H152ZM177 19V18H176ZM178 19H179V17H178ZM178 19H177V21H178ZM195 19V18H194ZM205 19V18H204ZM214 19V18H213ZM220 18H218V20H219ZM222 19V18H221ZM220 19V20H221ZM228 19V18H227ZM227 19H225V21L227 20ZM112 20H114L113 18H112ZM111 20V21H112ZM118 20V19H117ZM117 20H116V22H117ZM128 20H130V19H128ZM136 20L137 19H135V22H136ZM168 20V19H167ZM168 20V21H169ZM175 20V19H174ZM251 20V19H250ZM101 21V20H100ZM104 21H105V19H104ZM103 21V22H104ZM108 21H110V20H108ZM118 21V22H119ZM138 21H140V20H138ZM145 21V20H144ZM151 21V20H150ZM192 21H193V18H192ZM191 21V22H192ZM195 21V20H194ZM201 21V20H200ZM203 22L205 21V20H202ZM212 21V20H211ZM214 21H216V20H214ZM228 21V20H227ZM234 21V20H233ZM259 21V22H260ZM115 22V21H114ZM115 22V23H116ZM120 22V23H121ZM128 22V21H127ZM167 22V21H166ZM170 22V21H169ZM199 22V21H198ZM203 22H202V24H203ZM206 22V21H205ZM204 22V23H205ZM228 22H230V21H228ZM259 22H258V24H259ZM101 23V22H100ZM105 23V22H104ZM139 23V22H138ZM141 23V22H140ZM146 23V22H145ZM176 23H178V22H176ZM190 23V22H189ZM200 23V22H199ZM216 23V22H215ZM237 23V22H236ZM240 23H242V21L240 22ZM244 23H246V21H244ZM248 23V22H247ZM257 23V22H256ZM255 23V24H256ZM261 23V22H260ZM118 24V23H117ZM116 24V25H117ZM124 24V23H123ZM127 24V23H126ZM129 24V23H128ZM127 24V26H129ZM133 24H134V21H132L131 22V26L133 27ZM151 24V23H150ZM166 24V23H165ZM173 24V23H172ZM171 23H170V25L171 26H173ZM208 24H209V22H208ZM220 24H222V22H220ZM219 24V25H220ZM238 24V23H237ZM253 24V23H252ZM257 24V26H262V23L261 24H259L258 25ZM109 25H111V23H109L108 24V26ZM120 25V24H119ZM135 25V28H136V30H138V27H136V24H134ZM138 25H142V23L141 24H138ZM146 25H147V23H146ZM204 25V24H203ZM205 25H206V23H205ZM214 25V24H213ZM217 26H218V24H216ZM215 25V26H216ZM223 25H225L224 23H223ZM222 25V26H223ZM247 25V24H246ZM249 25V24H248ZM112 26H113V24H112ZM111 26V27H112ZM121 26H122V24H121ZM126 26V27H127ZM163 26V25H162ZM181 26V25H180ZM209 26H211L210 28H209V30H211L212 28H214V26H212L211 24L209 25ZM217 26L215 27V29L213 30V31H215L216 30V28H217ZM221 26V25H220ZM229 26H230V24H229ZM253 26V25H252ZM124 27V29H125V26H123ZM122 27V28H123ZM132 27H130V28H132ZM148 27H150L149 25H148ZM170 27V26H169ZM174 27V26H173ZM202 27H204V26H202ZM227 26H225V28H226ZM231 27H233V26H231ZM242 27V26H241ZM114 28H115V26H114ZM118 28H119V26H118ZM121 28V29H122ZM146 28V27H145ZM154 28V27H153ZM152 28V29H153ZM175 28V27H174ZM223 28V27H222ZM230 27H228V29H229ZM254 28V27H253ZM259 28V27H258ZM149 29H151V28H149ZM165 29V28H164ZM166 29H167V27H166ZM172 29V28H171ZM175 29H177V28H175ZM198 29L199 28H197V31H198ZM203 29V28H202ZM206 29V28H205ZM246 29V28H245ZM248 29V28H247ZM250 29V28H249ZM98 30V31H99ZM103 29L101 28V31H102ZM112 30H113V28H112ZM126 30H127V28H126ZM131 31H132V29H130ZM129 29L127 30V32L128 31H130ZM161 30H163V29H161ZM182 30V29H181ZM207 30V29H206ZM205 30V31H206ZM220 30V29H219ZM217 30L216 32H217V34H220V32L222 33V30ZM241 30H243V29H241ZM252 30V29H251ZM109 31H111V28H110V30ZM125 31V30H124ZM130 31V32H131ZM153 31V30H152ZM171 31V30H170ZM175 30L173 29V32H174ZM196 31V32H197ZM200 31V30H199ZM223 31H224V28H223ZM228 31V30H227ZM230 31V30H229ZM238 31H240V30H238ZM244 31V30H243ZM242 31V32H243ZM103 32V31H102ZM105 33L107 32V31H104ZM119 32H121V31H118L117 32V30H116V33L118 34ZM142 32V31H141ZM143 32H144V30H143ZM176 32V40H180V37H183V36H181L179 33H180V31L179 30H177V31H175ZM174 32V33H175ZM178 32V33H177ZM184 32V31H183ZM203 31H201V33H202ZM208 32V31H207ZM234 32V31H233ZM241 32V33H242ZM248 32H249V30H248ZM251 32V31H250ZM131 33H133V31L131 32ZM214 34H215V32H213ZM225 33V32H224ZM239 33V32H238ZM247 33V32H246ZM103 34V33H102ZM102 34H101V37H102ZM110 34V33H109ZM126 34V33H125ZM124 33H123V35H125ZM128 34V33H127ZM134 34V33H133ZM139 35H140V33H138ZM142 34H144V33H142ZM145 34H146V31H145ZM180 36H179V35ZM184 34H185V32H184ZM209 34L212 36L213 34H212V32H209ZM209 34L207 35V36H209ZM228 34H232V32L231 33H229L228 32ZM106 35H108V34H106ZM122 35V34H121ZM188 35V34H187ZM195 35H197V33L195 34ZM104 36V38H105V35H103ZM117 36V35H116ZM120 36V35H119ZM130 36V35H129ZM174 36V37H175ZM204 36V35H203ZM214 36V35H213ZM215 36H217V35H215ZM215 36H214V38H215ZM226 36V35H225ZM118 38V37H117ZM217 39H218V37H216ZM221 38V36L219 37V39ZM223 38V37H222ZM182 39V38H181ZM197 39H199V38H197ZM212 39H213V37H212ZM226 39V38H225ZM103 40V39H102ZM226 40H228V39H226ZM225 40V41H226ZM189 41V40H188ZM198 41V40H197ZM232 41V40H231ZM184 42H186V40H184ZM117 43V42H116ZM181 43V42H180ZM193 44V43H192ZM194 44H195V42H194ZM185 45H188V44H185ZM228 45H229V43H228ZM232 44H230L229 45V47L231 46ZM116 46V45H115ZM114 46V47H115ZM177 47V46H176ZM189 47V46H188ZM16 48H20L23 52H28V51H32L33 52V55H32V58L33 59H31V60H23V56H21L23 53L21 52V50H20V52L22 53H20V52H18L17 50H16ZM208 49V48H207ZM36 50H39V52L37 53V51ZM112 52H113V50H111ZM178 51V50H177ZM205 51H208V50H205L204 49V52ZM210 51V50H209ZM36 52V53H35ZM112 52H110V53H112ZM185 52V51H184ZM20 53V54H19ZM180 53V52H179ZM107 54V53H106ZM182 54L183 53H181L180 55H181V57H182ZM184 55V54H183ZM192 55V54H191ZM198 55V54H197ZM243 55V54H242ZM245 55V54H244ZM263 56V55H262ZM190 57V56H189ZM195 57V56H194ZM239 57V56H238ZM242 57H244V56H242ZM246 57H248L247 55H246ZM193 58V57H192ZM201 58V57H200ZM230 59H231V57H229ZM239 58H241V56L239 57ZM238 59V58H237ZM242 59V58H241ZM246 59V58H245ZM135 60V59H134ZM185 60H186V58H185ZM240 60V59H239ZM244 60V59H243ZM246 60H248V59H246ZM250 60V59H249ZM253 60V59H252ZM138 61V60H137ZM183 61V60H182ZM181 61V62H182ZM190 61V60H189ZM189 61H187L188 63H186L187 65L189 64ZM197 61V60H196ZM200 61V60H199ZM230 61V60H229ZM232 61V60H231ZM251 61V60H250ZM191 63L193 62L192 60L190 61ZM236 62V61H235ZM240 62H242V61H240ZM237 63V64H241V63ZM244 62V61H243ZM242 62V63H243ZM234 63V62H233ZM247 63V62H246ZM251 63H253V62H251ZM194 64V63H193ZM231 64H232V62H231ZM244 64V63H243ZM243 64H242V66H243ZM249 64V63H248ZM194 65H196V63L194 64ZM230 65V64H229ZM245 65V64H244ZM182 66V65H181ZM186 66V65H185ZM204 66V65H203ZM232 66V65H231ZM231 66H229V67H231ZM247 66V65H246ZM138 67V64H137V62H135V68H137ZM178 67V66H177ZM187 67V66H186ZM206 67V66H205ZM227 67V66H226ZM228 67V68H229ZM153 68H155V67H153ZM152 68V69H153ZM183 68V67H182ZM185 68V67H184ZM203 68V67H202ZM234 68V67H233ZM232 68V69H233ZM240 68V67H239ZM238 68V69H239ZM247 68V67H246ZM246 68L244 69L243 68V70H246ZM123 69V68H122ZM133 69V68H132ZM148 70H149V68H147ZM156 69V68H155ZM192 69V68H191ZM124 70V69H123ZM135 70V69H134ZM137 70V69H136ZM144 70V69H143ZM151 70V69H150ZM154 70V69H153ZM151 71L152 73H151V75H150V72L147 74V75H145L146 77L148 76V79L147 78H145V79H147L148 80V84L150 85V83L152 82V84H153V82H155L156 81V79L154 78V76H156L153 72H155V71ZM158 70V69H157ZM157 70H156V72H157ZM177 70V69H176ZM230 70V69H229ZM242 69L241 70H239V71H236L235 72V70H234V72L237 74L238 72L240 73L239 74V77H241V78H243L244 79V81H245V78L246 79H248L246 76H248V74L246 73V72H244ZM247 70H248V68H247ZM113 71V70H112ZM119 71L121 72V70L119 69ZM138 71V70H137ZM141 70H139L138 72H140ZM232 71V70H231ZM241 71V72H240ZM186 72H188V71H184V73H185V75H189V74H186ZM137 73V72H136ZM135 73V74H136ZM192 73V72H191ZM227 73V72H226ZM232 73V72H231ZM246 73V74H245ZM127 73H125V75H126ZM235 74V75H236ZM139 75V74H138ZM138 75H136L137 77H138ZM227 75H228V77L230 78V76L231 75H229L228 73H227ZM238 75V74H237ZM131 76V75H130ZM130 76H128V78L130 77ZM158 76H159V74L156 76L157 78H158ZM225 76V75H224ZM234 76V75H233ZM250 76V75H249ZM252 76V75H251ZM99 77V78H98ZM236 77V76H235ZM238 77V79L240 80L241 78H239ZM187 78V77H186ZM191 78V77H190ZM123 79V78H122ZM130 79V78H129ZM141 79V78H140ZM154 79H155V81H154ZM181 79H183L182 77H181ZM255 79V78H254ZM124 80V79H123ZM132 80L133 79H131L130 80V82H132ZM150 80V81H149ZM184 80V79H183ZM191 80V79H190ZM229 80V79H228ZM231 80V79H230ZM229 80V81H230ZM99 81V82H98ZM187 81V80H186ZM243 81V80H242ZM241 81V82H242ZM248 80H246V82H247ZM250 81V80H249ZM248 81V82H249ZM133 82L135 83V80H133ZM132 82V83H133ZM137 82V81H136ZM133 83V84H134ZM143 83V82H142ZM226 83V82H225ZM227 83H229V82H227ZM232 83H234V82H232ZM240 83V82H239ZM250 83V82H249ZM253 83V82H252ZM251 83V84H252ZM258 83L259 82H257V85H258ZM129 84H131V83H129ZM136 84V83H135ZM151 84V87L154 85V86H156L155 84H153L152 85ZM186 84V83H185ZM188 84H190V83H188ZM230 84H231V81H230ZM234 84H237L236 82L234 83ZM245 84V83H244ZM137 85V84H136ZM172 85H174V84H172ZM179 85V84H178ZM177 85V86H178ZM240 85L241 86H245V85H243V84H241L240 83ZM239 85V86H240ZM261 85V82H260V84H259V86ZM14 86H19V87H21V89L23 90V88L22 87H26L27 89L28 88H30L31 89V92L29 93V92H25V97H18V96H21V94L19 93L18 94V92H12L13 90H15L14 89ZM176 86V85H175ZM180 86V85H179ZM179 86H178V88H179ZM189 86V85H188ZM193 86V85H192ZM139 87V86H138ZM183 87H184V85H183ZM185 87H187V86H185ZM229 87H231V86H229ZM251 87V86H250ZM147 88H150V86H148ZM175 88H177V87H175ZM191 88V87H190ZM189 88V89H190ZM193 88V87H192ZM237 88V87H236ZM241 88V87H240ZM248 88V87H247ZM17 89V88H16ZM29 89V90H30ZM134 89V88H133ZM152 89V88H151ZM189 89H187V90H189ZM230 89V88H229ZM242 90H244V88H241ZM240 89V91H242ZM248 89H250V88H248ZM248 89H246L247 91H249ZM251 89H254V87L252 88L251 87ZM257 89V88H256ZM262 89V88H261ZM12 90V91H11ZM34 92H33V91ZM148 90V89H147ZM176 90V89H175ZM179 90H181V89H179ZM192 90V89H191ZM225 90V89H224ZM227 90H228V88H227ZM23 92V91H22ZM37 92V93H36ZM42 93V95H45L44 97L46 98V99H48L47 101H43V102H41L37 97L39 96V94L40 93ZM146 92V91H145ZM178 91H176V93H177ZM229 92V91H228ZM243 92V91H242ZM36 93V94H35ZM39 93V94H38ZM114 93V92H113ZM119 93H116V94H119ZM140 93V92H139ZM147 93V92H146ZM176 93H175V95H176ZM185 93V92H184ZM183 93V94H184ZM233 93V92H232ZM243 93H245V90H244V92ZM248 93V92H247ZM15 94L17 95V98H16V96H15ZM27 94V95H26ZM135 94H138V91H137V93H135ZM173 94V93H172ZM186 94V93H185ZM230 94V93H229ZM228 94V96L230 97V95ZM237 94V93H236ZM235 94V95H236ZM259 94V93H258ZM80 97H79V96ZM140 95V94H139ZM139 95H138V97H139ZM142 95V94H141ZM167 95V94H166ZM174 95V96H175ZM178 95V97H177V99L176 98H174V99H170V100H173L174 102H173V104H171L172 105V110H173V113H172V120L171 121H169L170 122V124H171V126H173V127H175L176 128V125H177V127L179 128V132H181L182 133V131L183 130H185V129H187L188 127H192V126H194V125H198V121L197 120H199L203 115H202V111H204V114H205V111H206V107H204V105L203 104H200L199 103V101H198V104L199 105H197V100L195 99V101H194V103L192 104V105H189V103L187 102V98H186V96L185 95H182V93H178L177 94ZM176 95V96H177ZM233 95V94H232ZM262 95V94H261ZM76 96H78L79 98H78V101L76 102V103H74L73 101H72V99H76L77 97ZM135 97L137 96V95H134ZM144 96V95H143ZM145 96H146V94H145ZM148 96H149V98H151L150 97V95L148 94ZM147 96V97H148ZM226 96V95H225ZM40 97V96H39ZM138 97H136V99L138 98ZM167 97V96H166ZM165 96H164V99L166 98ZM171 97V96H170ZM224 97V96H223ZM233 97H234V95L231 97L232 99H233ZM235 97H240L239 95L238 96H235ZM234 97V98H235ZM243 97V96H242ZM249 97V96H248ZM263 97V96H262ZM43 98V97H42ZM42 98H40L41 100H42ZM119 98H121L120 96H119ZM118 98V99H119ZM124 98V97H123ZM130 98V97H129ZM132 98L134 99V97L132 96ZM140 98V97H139ZM138 98V99H139ZM143 98V97H142ZM163 98V97H162ZM173 98V97H172ZM215 98H217V97H215ZM228 98V97H227ZM235 98V100L237 101H239V99L241 98ZM246 98V97H245ZM245 98H243V100L245 99ZM37 99L39 100V105H41L40 106V108H42V110H38L37 112L38 113H36L35 111V109L33 108V106H31V104L32 103H34L33 105H36L37 106ZM45 99V100H46ZM141 99V98H140ZM146 100V97L145 98H143V100ZM220 99V98H219ZM222 99H224V98H222ZM221 99V100H222ZM251 99V98H250ZM44 100V99H43ZM117 100V99H116ZM129 100V99H128ZM154 100V99H153ZM217 100V99H216ZM215 100V101H216ZM225 100V99H224ZM228 100V99H227ZM245 100H247V98L245 99ZM251 100H253V99H251ZM25 101H27L26 103H27V105L26 104H24L25 103ZM119 101V100H118ZM127 101V100H126ZM138 101V100H137ZM140 101H142V100H140ZM219 101V100H218ZM230 101V100H229ZM233 102H234V100H232ZM232 101H231V104H232ZM242 101V100H241ZM261 101V100H260ZM24 102V103H23ZM36 102V103H35ZM123 102H125V100L123 101ZM129 102V101H128ZM131 102V101H130ZM142 102H144V101H142ZM168 102V101H167ZM171 102V101H170ZM240 102V101H239ZM243 102V101H242ZM246 102H249V101H246ZM246 102H244V103H246ZM253 102V101H252ZM131 103H133V102H131ZM136 103H138V102H136ZM148 103V105L150 106V107H148V105H147V107L149 108H146L148 111H152V105L150 104V101H147L146 100V103H145V107H146V104ZM158 103V102H157ZM172 103V102H171ZM216 103H217V101H216ZM229 103V102H228ZM235 103V102H234ZM122 104V103H121ZM126 104V103H125ZM135 104V103H134ZM144 104V103H143ZM158 104H160V103H158ZM230 104V103H229ZM253 104V103H252ZM255 104V103H254ZM263 104V103H262ZM120 105V104H119ZM138 105V104H137ZM139 105H140V102H139ZM138 105V106H139ZM227 105V104H226ZM234 105V104H233ZM232 105V106H233ZM245 105V104H244ZM251 105V104H250ZM135 106H136V104H135ZM153 106H155V105H153ZM235 106V105H234ZM236 106H237V108H235V110L236 109H242V108H244V107H238L239 105H237L236 104ZM241 106V105H240ZM253 106V105H252ZM256 107L258 106V105H255ZM261 106H263V105H261ZM142 107H144V106H142ZM152 107V108H151ZM36 108V107H35ZM126 108V107H125ZM124 108V109H125ZM130 108V107H129ZM185 108H187V112L185 111L186 109ZM246 108V107H245ZM245 108H244V110H245ZM160 109V108H159ZM247 109H248V107H247ZM249 109L250 110H252L253 112L252 113H255L254 111L256 110L255 108H250L249 107ZM35 110V111H34ZM126 110V109H125ZM193 110V112L191 113V111ZM231 110V109H230ZM243 110V112H245V111H248V110H245L244 111ZM123 111V110H122ZM233 111H234V109H233ZM236 111H238V110H236ZM242 110H240V111H238V112H241ZM124 112V111H123ZM169 113H170V111H168ZM195 112H196V114H195ZM207 112H208V109H207ZM230 112V111H229ZM262 112V111H261ZM129 113V112H128ZM152 113H153V111H152ZM185 113H187L188 115H190V116H192V117H188V115H186ZM251 113V112H250ZM256 113H258V111L256 110ZM255 113V114H256ZM264 113V112H263ZM147 114V113H146ZM151 114V113H150ZM165 114H166V112H165ZM229 114V113H228ZM237 114V113H236ZM241 114V113H240ZM240 114H237L238 116L240 115ZM131 115H133V114H131ZM131 115H130V117H131ZM194 115V116H193ZM234 115H235V113H234ZM233 115V116H234ZM251 115H253V114H251ZM142 116V115H141ZM148 116V115H147ZM151 116H154V114H152ZM157 116V115H156ZM232 116V115H231ZM241 116V118H240V120H239V118L237 119L236 118V120H239L240 121V123L238 124L239 126H237V127H239V130L240 129H242V131L240 132L239 130H237L238 132H240V133H238V136L240 137V134L241 135H243V138H242V140L244 139V142H245V144H243L242 142H241V139H238V137L235 135L234 137H237V142L239 141L241 144L240 145H242V147H243V149L245 150L246 149V147H247V145H248V147H250V148H247L248 149V151L245 153V155L247 154V157H248V159H251V160H248L249 162L248 163H246L247 164V168L246 167H244V169H245V172L243 173L244 174V177H242L241 179L242 180H245L243 183L244 184H246V187H244L243 186V189L245 188L246 189V191H244V192H248L247 191V189H249L248 187L249 186H251V180L252 179H257V173L259 172L258 171V166H259V160H258V157H259V155L261 154L260 152L261 151H259V155H258V152H257V150H259L260 148H258L259 147V145H258V147H257V142H256V139L258 138L257 137V135L258 136H261V137H263L264 136V134H263V136H262V133H263V131H262V133H261V129H264V128H262L261 127V129H260V133L258 134V132H259V127L257 128L256 126L259 124V122H260V120H259V122H258V120L256 121V118H254L255 119V123H257V125L254 123V121L250 118V116H248L246 113H245V115L243 114V115H240ZM239 116V117H240ZM257 116V115H256ZM13 117H15L16 119H15V121H14V119H13ZM48 117H49V119H48ZM73 117H71V119H72ZM155 117H153V119H154ZM225 118V117H224ZM228 118V117H227ZM259 118V117H258ZM257 118V119H258ZM57 119V120H58ZM126 119V118H125ZM124 119V120H125ZM130 119V118H129ZM146 120H148L147 119V117L145 118ZM151 119V118H150ZM152 119V120H153ZM157 119V118H156ZM230 119H232V118H230ZM34 120H36V121H34ZM50 120V121H49ZM58 120V121H59ZM77 120H78V118L76 119V124L78 123L77 122ZM128 120V119H127ZM142 121L141 123H143V125L145 126V127H147V128H150V129H152L154 132H155V134L156 135H160L161 133H164L165 131H163V128H165V126L164 125H162L161 124V126L163 127H161V128H159V126L157 127L156 126V124L154 123V122H152L151 123V120L149 121ZM223 120V119H222ZM235 119H234V121H236ZM35 123H34V122ZM154 121V120H153ZM156 121V120H155ZM232 121V120H231ZM238 121V122H239ZM82 122V121H81ZM80 121H79V125H80V123H81ZM167 121H165V123H166ZM59 123V122H58ZM67 123V122H66ZM125 123V122H124ZM161 123V122H160ZM226 123V122H225ZM235 123V122H234ZM261 123V122H260ZM17 124V125H16ZM40 124L41 125H43V127H44V129H43V127H41L40 126ZM52 124H53V121H52ZM82 124V123H81ZM126 124V123H125ZM170 124H169V126H170ZM10 125V124H9ZM75 125V124H74ZM84 124H82L81 126H83ZM132 125V124H131ZM155 125V126H154ZM160 125V124H159ZM89 126H88V128H89ZM129 126H130V124H129ZM226 126V125H225ZM230 126V125H229ZM236 126V125H235ZM258 126H260V125H258ZM74 127H78V128H80L79 126H78V124H77V126L75 125ZM131 127V126H130ZM226 127H228V126H226ZM230 127H232V126H230ZM89 128V129H90ZM109 128V127H108ZM113 128V127H112ZM39 129V128H38ZM42 129H43V131H42ZM55 129V128H54ZM81 129V128H80ZM79 129V130H80ZM174 129V128H173ZM214 129V128H213ZM229 129V128H228ZM56 130V129H55ZM114 130V129H113ZM130 130V129H129ZM165 130V129H164ZM236 130V129H235ZM80 131H82V130H80ZM85 131V130H84ZM89 131V130H88ZM227 131V130H226ZM234 131V130H233ZM232 131V132H233ZM48 133V134H45V133ZM55 132H57V131H55ZM152 132V131H151ZM37 133H38V131H37ZM150 133V132H149ZM166 133V132H165ZM229 133V132H228ZM234 133H235V131H234ZM243 133V134H242ZM261 134V135H260ZM0 135H1V133H0ZM3 135V134H2ZM33 135H35V137H33ZM42 135V134H41ZM43 135L41 136V137H43ZM48 135V136H49ZM125 135V136H126ZM151 135H152V133H151ZM231 134L229 133V136H230ZM4 136H6V135H4ZM127 136H129V135H127ZM160 136H162V135H160ZM164 136H167L166 134L164 135ZM2 137V136H1ZM45 137V136H44ZM44 137H43V139H44ZM177 137V136H176ZM230 137H232V136H230ZM242 137V136H241ZM38 138V139H37ZM60 138V139H59ZM116 138V137H115ZM158 138V137H157ZM256 138V139H255ZM260 138V137H259ZM258 138V139H259ZM123 139V140H122ZM175 139V138H174ZM180 139V138H179ZM234 139V138H233ZM72 140V139H71ZM117 140V139H116ZM115 140V141H116ZM122 140V141H121ZM158 140V139H157ZM182 140V139H181ZM67 141V140H66ZM166 141V140H165ZM183 141V140H182ZM257 141H260V140H257ZM36 142V143H35ZM44 142V141H43ZM127 142H129V141H127ZM157 142V141H156ZM262 142V141H261ZM116 143V146H117V148H118V150L117 151H119V147H118V144H117V141L115 142ZM123 143V142H122ZM122 143H120V145H123ZM133 143V142H132ZM163 143V142H162ZM168 143V142H167ZM174 143H176V142H174ZM180 143H183V142H180ZM35 144V145H34ZM53 144H55V145H53ZM73 144V143H72ZM129 144V143H128ZM153 144V143H152ZM237 144V143H236ZM235 144V145H236ZM261 144V143H260ZM263 144V143H262ZM69 145V144H68ZM74 145H75V143H74ZM127 145V144H126ZM125 145V146H126ZM130 145H132V144H130ZM135 145V144H134ZM157 145V144H156ZM155 145V146H156ZM159 145H161L160 144V142H159ZM264 145V144H263ZM44 146V145H43ZM61 146V145H60ZM59 146V147H60ZM64 146L66 147V145L64 144ZM71 146V145H70ZM76 146H77V144H76ZM75 146V147H76ZM168 146L170 147V145H169V143H168ZM262 146V145H261ZM41 147V149H43L42 148V146H40ZM48 147H45V149L46 148H48ZM58 147V148H59ZM62 147V146H61ZM60 147V148H61ZM73 147V146H72ZM108 146H106V148H107ZM124 147V146H123ZM128 146H126V148H127ZM153 147V146H152ZM157 147V146H156ZM172 147V146H171ZM245 147V148H244ZM57 147H56V149H58ZM59 148V149H60ZM122 148V147H121ZM120 148V150H122V158L126 161V162H120V164H119V172H120V176H121V179H122V182H123V186H124V192H125V194H126V196H127V198H128V206L130 207V209H131V211H132V213H133V215H134V217L136 218V221H135V227L133 228V231H134V234L136 235V237H137V241H138V243H137V245H138V251H139V258H140V260L139 261H141V263L142 264H152V258H151V256H150V252H149V250L147 249V244L145 245L144 243H146L147 241L145 240L146 239V233H145V230L143 229L144 227H146V221L148 220V218H147V220H146V217H149V216H146L147 214H146V212L148 211V206H149V204H147V202L148 201H144V200H141V199H139L138 198V196H137V193H138V191H139V188H140V183H139V178H138V175H137V172H136V170L134 169V167H132L131 165H129V164H131L130 162L129 163H127L128 161V157H130V156H128V154H127V149L124 147V148H122L121 149ZM160 147H158V151L159 150H161V149H159ZM236 148H238L239 149V147H237V145H236ZM256 148H258L257 150H256ZM22 149V150H21ZM55 149V148H54ZM75 149H77V148H75ZM125 149H126V151H125ZM149 149V148H148ZM167 149V148H166ZM171 149V148H170ZM169 149V150H170ZM262 149V148H261ZM25 150H27V151H24V152H27V153H29V156L31 155V150L28 148H25ZM35 150V151H36ZM40 150V149H39ZM61 150V149H60ZM63 150V149H62ZM131 150H133V149H131ZM163 150V149H162ZM33 151V150H32ZM34 151V152H35ZM43 151V150H42ZM47 151L45 150V152H44V154L43 155H45L46 156V153H47ZM64 151V150H63ZM68 151V150H67ZM153 151H154V149H153ZM155 151H157V148H156V150ZM158 151L157 152H152L155 156H153L154 158H155V161H157L158 159H156L157 158V156H156V153H158ZM171 151V150H170ZM12 152V154H13V152H15V151H11ZM38 152V151H37ZM55 152H58V155H56V153ZM54 152V150H53V153L52 154H54L55 153V157L56 156H58L57 158H56V162H53V161H55V157H54V155H51V158H52V156L54 157V160L52 161V159L50 160V162L52 161V165H50L49 163H47L48 165H50V167H48L47 168V171L45 172V174H44V176L43 177H45L46 179H44V180H42L43 178L41 177V182H43V181H45V183H46V185L48 184L47 182H54V181H56V180H58V178L60 177V179L59 180H64V176L63 175H60L61 174V172L63 171L62 169H64L65 171H63L64 173H69V172H73L75 175H76V178H75V180H74V188L79 192V194L80 195H82L83 196V198H87V200H89L88 199V195H90L91 193L88 191V188L90 187V185H87V184H85L84 182H83V180H84V177L85 176H82L81 174L82 173H84V174H86V176H91V175H89V173L91 172V170H89L88 168H90V167H87L88 166V164L87 163H89L88 161H93L92 160V158H91V156L89 157V158H84L85 156H83V157H79V156H76V157H74V158H72V156H71V151L69 152L70 154L68 155V154H65V153H62V152H60V151H55ZM60 152V153H59ZM78 152V151H77ZM149 152V151H148ZM150 152V153H151ZM163 152V151H162ZM172 152V151H171ZM243 152V151H242ZM16 153H18V152H16ZM26 153V154H27ZM39 153H41L40 151H39ZM73 153V156H74V152H72ZM120 153V152H119ZM118 153V154H119ZM149 153V154H150ZM173 153V152H172ZM238 153V152H237ZM241 153V152H240ZM264 153V152H263ZM19 154V153H18ZM17 154V156L21 159V157L19 156ZM76 154V153H75ZM90 154V155H91ZM159 154V153H158ZM162 154H164L165 155V153H162ZM244 154V153H243ZM10 155H11V153H10ZM9 155V156H10ZM22 155L24 156V154L22 153ZM28 155V154H27ZM32 155H34V154H32ZM130 155V154H129ZM169 155V154H168ZM236 155V154H235ZM14 156H16V154L14 153ZM23 156H22V161H24L23 159L26 157H24L23 158ZM89 156V155H88ZM128 156V157H127ZM261 156V155H260ZM46 157V158H47ZM118 157H121L120 155L118 156ZM150 157V156H149ZM161 157H163V156H161ZM167 157V156H166ZM165 157V158H166ZM241 157V156H240ZM244 157V156H243ZM246 157V156H245ZM263 157V156H262ZM14 159V157H11V158H9V159ZM16 158V157H15ZM28 159H30L29 157H27ZM32 158V157H31ZM48 158V159H49ZM90 158H91V160H90ZM164 158V157H163ZM168 158H170V157H168ZM257 158V159H256ZM17 159V158H16ZM43 159V158H42ZM48 159H47V162H48ZM131 159V158H130ZM167 159V158H166ZM172 159V158H171ZM245 159V158H244ZM252 159H254L253 160V162H252ZM8 160V159H7ZM46 160V159H45ZM151 160V159H150ZM168 160V159H167ZM166 160V161H167ZM242 161H243V158L241 159ZM262 160V159H261ZM14 161V160H13ZM12 161V162H13ZM16 161V160H15ZM19 161V160H18ZM130 161V160H129ZM133 161V160H132ZM136 161V160H135ZM246 161V160H245ZM7 162V161H6ZM9 162V164L10 165H12L11 163H10V161H8ZM19 162H21V161H19ZM154 162V161H153ZM15 163V162H14ZM35 163V162H34ZM58 163H60V164H62L63 165V168L61 169L62 171H60V169L57 167V164ZM133 163V162H132ZM136 163V162H135ZM154 163H156L155 164V166H156V168H160V169H162V170H164L165 169V171H166V162L165 161H161L160 160V162H154ZM168 163V162H167ZM242 163V162H241ZM244 163V162H243ZM242 163V164H243ZM17 164V163H16ZM15 164V165H16ZM45 164V163H44ZM46 164V165H47ZM86 164H87V166H86ZM245 163H244V166L246 165ZM47 165V166H48ZM133 165V164H132ZM263 165V164H262ZM59 166V165H58ZM133 166H135V165H133ZM154 166V167H155ZM20 169H19V168ZM25 167H27V164H26V166ZM24 167V168H25ZM41 167V166H40ZM59 167H62V166H59ZM15 168V167H14ZM28 168V167H27ZM9 169V168H8ZM32 169V168H31ZM42 168H40V170H41ZM175 168H173V170L171 171V172H175V170H174ZM17 170V171H18ZM39 170V169H38ZM43 170V169H42ZM157 170V169H156ZM155 170V171H156ZM32 171V170H31ZM90 171V172H89ZM164 171V172H165ZM13 172V171H12ZM16 172V171H15ZM40 172H43V171H40ZM262 172V171H261ZM25 173H26V171H25ZM166 173H167V171H166ZM168 173H170V172H168ZM167 173V174H168ZM182 173V172H181ZM260 173V172H259ZM262 173H264V171L262 172ZM41 174V173H40ZM173 174V173H172ZM26 175H28L27 173H26ZM42 175V174H41ZM60 175V176H59ZM166 175V174H165ZM57 176H59V177H57ZM171 176V175H170ZM169 176V177H170ZM191 176V175H190ZM10 177V176H9ZM27 177V178H26ZM35 177V176H34ZM56 177H57V179H56ZM168 177V178H169ZM180 177H182V175L180 176ZM264 176L262 175V178H263ZM12 178L14 179L15 177H13L12 176ZM171 178V177H170ZM183 179H184V177H182ZM181 178V179H182ZM195 178V177H194ZM244 178V179H243ZM17 179V180H18ZM35 180H36V178H34ZM16 180V181H17ZM35 180L34 181H32L33 182V184L35 185L36 183H35ZM58 180V181H59ZM172 180H173V178H172ZM190 180V179H189ZM189 180H188V183H190L191 184V182H189ZM240 180V179H239ZM258 180H260V179H258ZM14 181V180H13ZM195 181H196V179H195ZM239 182V184L240 183H242V182ZM262 181H264L263 179L262 180H260V182H262ZM49 182V183H50ZM63 182V181H62ZM61 182V184L62 185H64V183H62ZM184 182V181H183ZM209 182V181H208ZM208 182H205V183H208ZM259 182V184L261 185L262 183H260ZM185 183V182H184ZM243 183H242V185H243ZM32 184V183H31ZM33 184L31 185V186H33ZM40 184H43V183H40ZM39 184V185H40ZM159 184H161L160 182H159ZM163 184V183H162ZM190 184H189V186L188 187H190L191 188V186H190ZM213 184V183H212ZM218 184L219 183H216L215 182V189H216V187H218ZM227 184V185H226ZM29 185V184H28ZM28 185L26 186L27 188H28ZM38 185V186H39ZM58 185H60L59 184V182H58ZM57 185V186H58ZM217 185V186H216ZM223 185V184H222ZM229 185V187L230 186H232L230 183H225V185H224V189H226V187ZM238 185V184H237ZM241 185V186H242ZM30 186V187H31ZM37 186V185H36ZM43 186H44V184H43ZM48 186H49V184H48ZM161 186V185H160ZM159 186V187H160ZM184 186V185H183ZM187 185L185 184V186L184 187H186ZM210 186L211 185H209L208 187H209V191H211L210 193H212V195H213V193H215V192H212V190H214V191H216L215 189H214V187H213V185L211 186L212 188L210 189ZM240 185H238V187H239ZM240 186V187H241ZM23 187V188H22ZM45 187V186H44ZM56 187V186H55ZM61 187V185L59 186V187H57L58 189ZM164 187V186H163ZM162 187V188H163ZM193 187V186H192ZM194 187H196V185L194 186ZM236 190L238 189V187L236 186V185H234L233 186ZM233 187H230V188H232V189H234ZM237 187V188H236ZM240 187H239V189L238 190H240ZM26 188V189H27ZM33 188L35 189V187L33 186ZM39 188H41V187H39ZM56 188V189H57ZM65 188H68V186H66ZM189 188V189H190ZM219 188V187H218ZM218 188H217V192L216 193H218ZM220 188H221V185H220ZM219 188V189H220ZM32 189V188H31ZM30 189V190H31ZM33 189V190H34ZM36 189H38V187H36ZM35 189V192H31L30 190V193H33L32 194V197L33 198H35V195H34V193H37L38 192V190H36ZM42 189V188H41ZM58 189H57V192H58ZM186 189H188V188H186ZM204 189H206L205 191H207V192H209L208 190H207V187L206 188H204ZM224 189H220V191H219V193H218V195H219V197L220 198H224L223 196L224 195H222V190H224ZM235 189L232 191V192H235ZM244 189V190H245ZM45 190V193H47L46 192V188L44 189ZM66 190V189H65ZM63 191V193L62 194H57V195H63L64 194V197L62 196V198H61V196H60V198H58L60 201H64V203L66 204V205H69V206H71V197L68 195V193H66V191ZM162 190V189H161ZM194 189H192L191 190V194H196V193H198V192H196V190H194ZM199 190V189H198ZM43 191V190H42ZM200 191V190H199ZM202 191H203V189H202ZM227 191V189L226 190H224V192L223 193H225ZM230 191V192H231ZM44 192V191H43ZM207 192H205V195L206 194H208ZM229 192V190H228V192H226V196H228V193H229V195L231 194V197H232V194H233V197L232 198H234V199H232L231 197H227L228 199H232V202L231 203H227L228 205H232L231 206V209H229V211L228 212H230V211H232V210H234L235 208H236V206H237V204L238 203H236V202H239V204H241V205H243V203H240V199H241V197H240V194H239V192L238 193H230ZM249 192H250V190H249ZM203 193V192H202ZM209 193V196L211 195ZM40 194H41V192H40ZM123 194V193H122ZM235 194H238V195H235ZM31 195V194H30ZM211 195V196H212ZM217 195V196H218ZM234 195H235V197H234ZM246 195L249 197V195H248V193H246ZM264 194H262V196H263ZM222 196V197H221ZM213 197V196H212ZM237 197V198H236ZM240 197V198H239ZM247 197V198H248ZM31 198V197H30ZM46 198V197H45ZM215 198H216V195H215V197L214 198H210V199H214L215 200ZM239 198V199H238ZM245 200H247L246 199V197L244 196L243 197ZM209 198L208 199H206V200H210ZM238 199V200H237ZM263 199V198H262ZM32 200V199H31ZM203 200L204 201H206L204 198H203ZM211 200V201H212ZM213 200V201H214ZM221 200V199H220ZM220 200H219V203H218V199L216 198V200H215V202H217L216 204H215V202H213L212 201V204L214 203V205H219L220 206V203H221V205L223 204L224 205V203H226V202H220ZM223 200V199H222ZM221 200V201H222ZM236 200V202L234 203V201ZM240 200V201H239ZM249 200H251V198L249 197L248 198V201H244L245 202V204H246V202H248V204H249V202H250V207H251V201H249ZM44 201V200H43ZM210 201V202H211ZM241 202H243V201H241ZM263 202H264V200H263ZM35 203V202H34ZM40 203V202H39ZM96 203V204H97ZM232 203H234V205L232 204ZM73 204V203H72ZM92 204V206L91 207H89L90 208V216H92L91 218H90V221H88V222H86V223H84V224H79V215H78V213H79V211L75 208V207H73V208H71V209H68L67 207H63V210H64V212H63V214L62 215H60L59 217L61 218H59V222H58V224L59 225H61V226H64L62 229H61V231H63V232H65V233H71L73 236V238H74V236L75 237H78V240L81 242V243H83V244H86L87 246H88V243H89V240L87 239V235H88V231L91 229V226L94 224V223H96V221H98V220H100V219H102V218H104V217H99V216H103L104 214H103V209H105L104 207H103V205H101L102 207H103V209L102 210H99V208H101L100 206H99V208H96V207H94V206H97L96 204H94L93 205ZM125 204V203H124ZM227 204H225V205H227ZM91 205V204H90ZM224 205V206H225ZM38 206V205H37ZM43 206V205H42ZM81 206H83V205H81ZM224 206H222V207H224ZM125 207V206H124ZM221 207V208H222ZM227 207V206H226ZM226 207H224V208H222L221 210H223V209H225V210H227V208ZM230 207V206H229ZM233 207H235L234 209H233ZM246 207V209H244ZM249 207V208H250ZM83 208V207H82ZM241 209H243V210H245L246 212H248L249 210V208L247 207V206H244V207H240ZM79 209V208H78ZM126 209V208H125ZM129 209V208H128ZM250 209H252V208H250ZM248 210V211H247ZM88 211V212H89ZM130 211V210H129ZM238 212H236V210H235V212L236 213H234V211L233 212H231V213H234V214H238V213H240L241 211L240 210H237ZM240 211V212H239ZM220 212V211H219ZM227 212V213H228ZM42 213H44L43 211H42ZM102 213V214H101ZM215 213H217V212H215ZM231 213H228V214H231ZM218 214V213H217ZM219 214H221V217L220 218H222V219H225L226 217H224L223 218V214H224V216H227V214L226 213H224L223 211H221ZM245 214V213H244ZM247 214V213H246ZM37 215H39V213L37 214ZM241 215H242V213H241ZM172 216V215H171ZM170 216V217H171ZM188 216V215H187ZM238 216V215H237ZM236 216V217H237ZM243 216V215H242ZM169 217V218H170ZM98 218H100V219H98ZM137 218H138V220H139V218H140V220L138 221L137 220ZM183 218V217H182ZM185 218V217H184ZM70 219H73L72 220V222H70ZM172 219V218H171ZM188 220L190 219V218H187ZM192 220H193V217L191 218ZM221 219V220H222ZM226 219H228V216H227V218ZM231 219V218H230ZM186 220V219H185ZM195 220V219H194ZM194 220H193V222H194ZM40 221V222H39ZM101 221V220H100ZM99 221V222H100ZM168 221H170L171 222V220H169L168 219ZM172 221H175V219H172ZM187 221V220H186ZM223 221V220H222ZM188 223H191V222H189L188 221ZM44 224H47V223H44ZM57 224V225H58ZM172 224H176V221H175V223L174 222H172ZM98 225V224H97ZM96 225V226H97ZM70 226L72 227V228H70ZM93 226H95V224L93 225ZM95 226V227H96ZM25 228V229H20V230H18L17 229V231H15L16 229L15 228ZM70 228V229H69ZM93 228V227H92ZM9 229H13V230H11V231H9ZM80 229H81V231H80ZM54 230H56L57 231V229H55L54 228ZM0 231V233H2ZM58 231H59V228H58ZM60 231V232H61ZM70 231V232H69ZM5 232H7V231H5ZM4 232V233H5ZM59 232V233H60ZM62 232V233H63ZM9 233V234H10ZM54 234V233H53ZM70 234V235H71ZM1 235V234H0ZM5 235H6V233H5ZM70 235H68V237L70 236ZM9 236V235H8ZM8 236H6L7 237V240H8V238L9 237H12L11 235L8 237ZM53 236V235H52ZM62 236H63V238L65 239V237H64V235L62 234ZM61 236V237H62ZM68 237H67V239H68ZM71 237V236H70ZM71 237V238H72ZM52 238V237H51ZM62 238V240L64 241V239ZM69 239V242L68 243H71L72 244V239ZM53 239V238H52ZM67 239H66V241H67ZM75 240L77 239V238H74ZM74 239H73V241H74ZM6 240V241H7ZM13 240V242H12V244L14 245V241ZM57 240V239H56ZM56 240H54V241H56ZM10 239H9V243H10ZM66 241H64V242H66ZM145 241V242H144ZM49 243L48 245L46 244V243ZM6 243V242H5ZM56 243H57V241H56ZM56 243H54V244H56ZM67 243V242H66ZM11 244V243H10ZM11 244V245H12ZM71 244H69V245H66L67 247H69ZM44 246H47L46 248H43ZM53 246V245H52ZM52 246H50V248L52 247ZM72 246V245H71ZM70 246V247H71ZM106 246V245H105ZM109 246V245H108ZM70 247H69V251H70ZM7 248V247H6ZM11 248V247H10ZM54 248V247H53ZM89 248V247H88ZM105 248V247H104ZM52 249V248H51ZM71 249H72V247H71ZM91 249V248H90ZM90 249L88 250V251H90ZM110 249V248H109ZM5 250V249H4ZM45 250H47L46 252H45ZM67 250H68V248H67ZM110 250V251H111ZM18 251V250H17ZM71 252V251H70ZM70 252H68V253H70ZM2 253V252H1ZM0 253V264H8V263H5L4 261L7 259V255L6 254H1ZM73 253V252H72ZM54 254L56 255V254H58V252L56 253V252H54ZM80 254V253H79ZM86 254H87V252H86ZM86 254H81V255H74V254H72V256H74V257H77L76 259L78 260V261H80V263H78V264H96L95 263V259L93 260V261H91V259H90V257L88 256V255H86ZM50 255V256H49ZM43 256V257H42ZM94 256V255H93ZM96 256V255H95ZM94 256V257H95ZM110 256V255H109ZM36 257V258H35ZM40 257H42V258H40ZM51 257V258H52ZM55 257V258H54ZM53 258L54 259H57L56 257L57 256H54ZM97 257V256H96ZM95 257V258H96ZM102 260H101V263L103 262V261H105L106 259H104V256L102 255ZM107 257V256H106ZM9 258V257H8ZM38 259V260H39ZM104 259V260H103ZM111 259V258H110ZM9 260V259H8ZM7 260V261H8ZM49 260H51L50 258H49ZM38 263H37V262ZM52 262H54L53 260H51ZM50 261V262H51ZM74 261V260H73ZM71 262V263H73L74 264V262H76V261H74V262ZM113 261L114 260H112V264H113ZM42 263V264H45V263ZM60 262V261H59ZM58 262V263H59ZM110 262H111V260H110ZM227 262V261H226ZM228 262H229V260H228ZM232 262V261H231ZM231 262H229V263H231ZM61 263L63 264V262H62V260H61ZM114 263H115V261H114ZM228 263V264H229ZM76 264V263H75ZM103 264H105L104 262H103ZM110 264V263H109ZM227 264V263H226Z\"/></svg>",
	"mask_w": 264,
	"mask_h": 264
},
{
	"label": "built area",
	"instance_id": "obj_3",
	"mask_svg": "<svg viewBox=\"0 0 264 264\" xmlns=\"http://www.w3.org/2000/svg\"><path fill=\"white\" fill-rule=\"evenodd\" d=\"M193 112V110L191 111V113Z\"/></svg>",
	"mask_w": 264,
	"mask_h": 264
}]
</instances>
